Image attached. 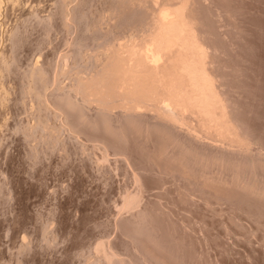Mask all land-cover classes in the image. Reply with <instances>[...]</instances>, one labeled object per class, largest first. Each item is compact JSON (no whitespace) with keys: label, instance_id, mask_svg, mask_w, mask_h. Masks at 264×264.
<instances>
[{"label":"rangeland","instance_id":"1","mask_svg":"<svg viewBox=\"0 0 264 264\" xmlns=\"http://www.w3.org/2000/svg\"><path fill=\"white\" fill-rule=\"evenodd\" d=\"M55 1L57 3V0L0 1V56H3L2 50L14 56L12 70H0V81L3 82L0 85L6 95L0 99V264H86L92 245L102 237H116L119 248L132 251L125 240L128 232L136 234L153 264H264V0H190L188 3L176 0L179 6L183 5L184 11L188 9L187 5L193 10L192 13L186 12L187 15L192 14V18L186 15L185 19L193 20L187 22H193L192 38L188 42L194 43H188L190 47L183 46L196 48L190 49L192 53H188V48L187 55L182 50L186 57L179 50L169 53L164 61L165 72L162 63L160 71L163 72L159 73L160 76L163 74L164 80L157 76L156 82L164 81L166 89L163 91L168 92L166 81L169 80L167 84H170L171 92L167 94L177 97L174 99L179 101V107L185 113L186 124L195 125L199 131L192 134L181 124L183 129L176 130L175 125L171 128V124L163 120L161 123L158 109V113L154 110L157 114H153L156 106L146 105V111L142 107L143 111L149 110L150 114L149 111L147 115L143 112L135 118L138 125L142 124L140 129L134 117V120L127 118L115 107L117 109L114 108L112 114L118 113L123 118L114 114L113 123H110L116 129L115 133L126 132L122 134L126 135L123 139L119 134L121 140L117 143L115 137L119 139V135L109 133H113V129H108V138L103 137L107 134V125L100 124L104 118L100 114L98 125L106 132L96 128L98 125L94 122L100 119L96 105L84 107L89 116L87 120L91 119L93 124L85 119L84 110L79 113L71 111L68 117H62L63 110L61 116H50L51 124L60 125L57 139H42L38 135L27 134L24 129V125L36 122L38 114L36 96L25 92L26 73L34 63L41 61L53 76V65L75 42L95 51L112 40L114 35L129 32L147 18L146 11L141 6L137 8V4L134 8V2L130 4L129 0H126V5L125 0H86L77 10L76 28L67 30L57 19L51 34H48L46 27L39 24L38 18H33L30 12L37 10L40 16H47L56 8ZM176 2L171 3L172 7ZM116 7L118 12L114 16L117 20L115 18L113 32L110 33L108 15ZM179 8L177 10L182 9ZM25 17L28 21L23 23ZM16 25L21 30L14 36ZM94 25L96 30L91 34L87 27ZM199 43L202 52L201 49L197 51ZM193 53L196 58H193ZM182 58L189 60L183 59L187 61L185 63ZM193 59H196L197 66L193 65ZM197 62L203 63L200 67L204 73L198 72ZM170 78L177 85L171 84ZM205 79L213 86H209ZM61 80L68 84L70 77L65 75ZM205 81L208 84L206 88H214L219 100L216 106L224 116L217 107L214 109L218 112L212 109L215 107H212L215 105L212 102L214 96L211 98L213 88L208 87L211 96L205 93ZM196 86H200L199 93ZM54 88L56 84L53 82L48 91ZM158 88L159 92L163 89ZM163 91L161 93L164 94ZM204 97L211 98L207 101L212 103V108L202 103ZM50 101L53 102L49 103L50 106L53 104L51 111L60 113L61 106L53 98ZM201 105L206 109V106L210 107L211 112ZM201 112H205L203 116L201 114L203 118L199 115ZM208 112L214 114L209 115ZM81 113L85 116L81 117ZM220 115L226 122L228 120L229 126L236 128L239 133L235 134L242 136H238L237 141L244 145L239 144L241 146L236 148V142L232 146L229 136H225L231 145L223 138L227 145L220 146L226 143L221 142L222 138L219 140L220 132L215 131L221 130L223 137V124L228 126ZM125 117L132 121H127L130 126ZM198 117L202 122L195 119ZM217 124H222L218 126L223 131L216 127ZM233 126L229 128L234 130ZM209 136L212 139L208 140ZM103 140L104 143L107 141L108 147L113 146L108 159H102ZM163 140L170 141L169 145L165 143L167 148L162 146ZM161 148L168 149L165 157L158 154L161 150L163 152ZM184 151L187 154L183 158ZM128 156L130 163L123 160ZM162 157L187 160H183L184 163L181 159H176L178 163L173 160L176 165L181 163L177 168L171 159L163 161ZM157 159L161 160L160 164ZM191 161L193 168L188 166L186 174L185 166ZM133 168L142 173L147 190L140 209L141 218L129 222L126 214L119 217L118 208L125 192L137 187ZM117 219L122 231L116 229Z\"/></svg>","mask_w":264,"mask_h":264},{"label":"bare ground","instance_id":"2","mask_svg":"<svg viewBox=\"0 0 264 264\" xmlns=\"http://www.w3.org/2000/svg\"><path fill=\"white\" fill-rule=\"evenodd\" d=\"M85 1L86 0H57V3L55 1L56 8L54 9V7H53L54 11L52 13L48 14L47 16H45V15L40 16V14L38 13L37 10H35V11L31 10L30 15L32 14V17L35 16L38 18V20L40 22V23L39 22L38 23L42 24L46 27V31L48 32V34H51L52 27L54 26V22L57 19H59V21H61L62 25L67 30H71L72 28L77 27L76 26L77 25L76 24V18H77L76 13H77L78 8ZM121 1H123V0H121ZM129 1H131L130 4H132V2H134V4H133L134 8L136 6L135 4H137V6H136L137 8L139 6H141V8H143L144 11H146L145 13L147 14V18H145L144 21L141 22L138 26L133 27V29H131L129 32L125 31L126 33H123V35H117V34L114 35L112 40L107 41L106 43L101 45V47L98 48V50H95V51L94 50L89 51L82 44L75 42L73 44V46L69 49V51L65 52L60 57V59L57 60V63L55 65H53V70H54L53 76L49 75V69L41 61H37L36 63H34L29 68V70L26 73L27 81L25 83V86H26L25 92L32 93L33 95L36 96V99L38 101V114L36 116L37 117L36 122L34 121L35 123L33 122V124L29 123L28 125L27 124L24 125L25 126L24 129H25L27 134L38 135L42 139H51V138L53 140L57 139L59 137L58 131L60 129V125L55 124V123L51 124L49 122L50 116L53 115L54 117H58L59 115L61 116L62 113L65 111L63 113L62 117L63 116L68 117L69 112L70 113H72V112L79 113L83 110L85 111V109H87L86 105H88V106L96 105V107L98 109L97 111H99V112H96V114L97 115L100 114V115L104 116V118L102 119L103 123H100L101 117H102V116L100 117V115H98V117H100V119H98L99 122H97V121L94 122V121H90L91 119L87 120V117L89 118L88 113L86 115L87 111L84 112L86 115L85 119L88 122H90V124L92 122H94V124L96 123V125H98L100 123L103 126V124L106 123V124H104V126L107 125L106 126L107 134L103 135V137L106 135L108 136L109 133L113 134V136H114L116 129L114 130L113 124L111 125V123H113V121L111 119H112V115L116 114V113L112 114L115 107L119 108L118 112L120 114L123 113V115L125 114L124 116H127V118L133 119V117H134V119H135V118H137L136 115L142 114L143 112L146 111L145 105L148 107H152V108L156 106L155 107L156 109L153 108V114L154 115L157 114L158 111H156V110L158 109L159 113L157 115H158V117H160L161 123H163L162 122V120H163L164 122L171 124V128H172V125L173 126L175 125V128L174 127L173 128L178 130V128L183 129L182 127L185 126L184 128H186L192 134L194 133V131H195V133L197 131H199L196 129L195 125H191V124L187 125L186 124V122L184 120L185 118H183V115L185 113L179 107V104H178L179 101L177 102L174 99L177 97L172 98L171 96H169L167 94V93L171 92V91H169V88L171 89L170 84L169 83H168L169 85L167 84V82L169 80L167 79V81H166V85L169 86V88L167 87L168 92L165 91L166 93L163 91L166 89V88L164 89V84H163L165 82L163 81V83H162L161 81H158V82L162 83L161 86H158V84L160 85L161 83L157 84V82H156L157 76L163 77L162 76L163 74L160 76L159 73L163 72V71L165 72V67H166L165 64L166 63H164V61L167 60V57H169V53H171L174 50L175 51L179 50L181 52L183 50L187 55L188 50L195 47V46H192L191 48H189L191 43H194V42L190 43V41H191L190 38H192V37H190L191 36L190 34H191V32H193V29H192L193 26L191 23H193L192 22L193 20L189 19V20H192L191 23H189L190 21L185 19L186 15H187L186 12L192 13L193 10H191V8L188 7L189 5H187L185 3L184 6L186 7V5H187V8L188 9L190 8L191 12L188 9H187V11H184L183 5L179 6V4H178L180 0L179 1L177 0L178 3L176 2V0H129ZM173 1L176 2L177 4L175 3V5L172 7L171 3H173ZM183 1L184 0H182V2ZM186 1L188 3V1H190V0H186ZM192 1H191V3H192ZM3 2H4V0H3ZM182 2L180 1V3H182ZM119 3H122V2H119ZM124 3L126 5V0L124 1ZM124 3H122V4H124ZM1 6H3V3ZM174 7L175 8H177V7L181 8L182 7V9H180V8L179 9L183 10L184 12L181 11L182 12V14H181V12H179L180 10H177L178 8L175 9ZM123 9H125V7H123ZM184 9H186V8H184ZM32 11L34 13H32ZM113 12H114V14H113ZM113 12L111 15H108V17L110 18L109 19L110 24H109L108 32H110V33H112L113 29H114L113 25H115L114 20L116 18V16H114V15H116V13L118 12L117 7H116V10H113ZM188 15L190 16V14H188ZM188 15H187V18L189 17ZM118 16H119V14H118ZM191 16H192V14H191ZM191 16H190V18H192ZM25 19H26V17H25ZM116 20H117V18H116ZM26 21H28V19L24 20L23 23H26ZM187 21H189V22H187ZM189 25L191 26L190 28L192 30L188 29ZM16 26H15L16 27L15 30H13L14 36H17L21 30V27H19L18 25H16ZM87 29H90V33L94 34L96 27H95V25L89 26V27H87ZM97 30H98V28H97ZM193 39H194V35H193ZM188 40H190V41L188 42ZM196 41L197 40L195 39V42ZM188 43H190V45ZM184 44L189 46V47H187V49L189 48L188 50L185 48L186 46L185 47L183 46ZM196 44H198V43H196ZM199 46H200V48L199 49L197 48L198 49L197 51H200V49L202 48L200 43H199L198 47ZM183 47H184V49H182ZM202 49L200 52H202ZM181 52H179V53H181ZM192 52L193 51L190 50V52H188V53H192ZM200 52H198L199 55H200ZM203 52H204V50H203ZM7 53H8L7 50H6V52L4 50H2L1 55H3V56H0L1 57L0 58V61H1L0 62L1 63L0 64V66H1L0 70L4 71V72L5 71L8 72V71L12 70L13 63H14V56L8 55ZM182 54H183V52H182ZM199 55L197 57H199ZM191 56H193V55L191 54ZM191 56L189 57V59L191 58ZM202 56L204 57V55H202ZM184 58H182V61H184V60L188 61L189 60V59H184ZM187 58H188V56H187ZM193 58H196L195 54H194ZM40 59H41V55H40ZM200 59L202 62L204 61L202 58H200ZM190 60H192V58ZM184 62L182 63V65L184 64ZM195 62H196V59L192 63H195ZM162 63H163V67L164 66L165 67H164L163 71H160V69L162 70V68H163ZM192 63H189V64H192ZM198 64H199L198 68H200V70L198 72L200 73L201 69H203L202 66L200 67V65L203 63H201V64L198 63ZM193 65L197 66L196 63ZM184 67L187 68L188 66H184ZM196 73L194 74V77L197 76ZM202 73H204V72H202ZM189 74H190V71H189ZM65 75H68L70 77V82L68 84L62 83L61 78ZM203 75L204 74H202V76H200V77H203ZM166 76H169V74ZM190 77H192V71H191ZM158 79L160 80L162 78H158ZM171 79L173 80V78H170V80ZM191 79H194V78H191ZM196 79H197V77H196ZM3 80H4V78H3ZM163 80H164V77H163ZM172 80L170 81V83L172 82ZM174 80H175V78H174ZM198 80L199 79H197V81ZM203 80L204 79H200V81L204 82ZM206 81H205L204 87L207 91L205 93L208 94V92H209L208 87L210 86V84L212 82L210 81L211 83H209V80H208L207 82H208L209 86L206 88V85H208V84H206L207 83ZM0 82H2V81H0ZM53 82L56 84V88H54L53 91L49 92L48 89ZM173 82L171 84H173ZM202 82H200V83H202ZM191 83L194 84L193 82H191ZM174 84L177 85V83H175V82H174ZM195 84H198V82L197 83L195 82ZM1 85H3V82L1 83ZM173 86H175V85H173ZM158 87H161V89L163 88L162 91L164 92V94L161 93L162 91L159 92L160 90H158V89H160V88H158ZM181 87H182V85H181ZM193 87H194V85H193ZM1 88H2V86H1ZM195 88H197L196 90L198 92V88H200V86L199 87L196 86ZM202 88H203V86L201 84L200 90H202ZM209 88L212 89L213 87H209ZM2 89L3 90L0 91V99H4L6 97V95L4 93L5 89L4 88H2ZM156 91H158L160 94L157 93ZM172 91H173V88H172ZM155 92L157 94H155ZM212 92H213L212 96L210 95V94H212L211 92L208 95H210L211 98L213 96L216 98V92H214V88H213ZM172 93H174V92H172ZM207 94L206 95L203 94V95L208 96ZM175 95H172V96H175ZM200 97L203 98V96H200ZM214 97L212 98V102H214L215 105H212V103L209 104L207 100L211 101L210 100L211 98L205 99V97H204L205 100L201 99L204 101V102L202 101V103H207V104H209L210 107H211V105H212V107L215 106L213 108L211 107L212 109H214L217 107L216 102L219 103L218 97L216 99ZM50 98L51 99L53 98V100L55 99L56 102L63 108V109H61V107H60V113H59V111L58 112H54L53 110L51 111L52 108L50 109V107H52L53 104H51V106H50L49 103L52 101V100L50 101ZM51 103H53V102H51ZM54 103H55V101H54ZM57 103H55V104H57ZM197 103H199V101H197ZM218 103H217V105H218ZM194 104H195V102H194ZM207 104H205V105H207ZM205 105H203L204 107H202V105H201V107L204 108V110L206 109ZM84 107H85V109H84ZM142 107L144 108L145 111H143ZM206 107H207L208 111H209V109H211L208 106H206ZM117 108H115V109H117ZM120 108H123V110H120ZM198 108H197V110H198ZM202 108L201 109L199 108V109L202 110ZM207 109H206V111H207ZM216 109L220 111L219 113L222 112L221 114H223V116H224V113L222 110H220V108L217 107ZM216 109H214V110H216ZM61 110H63V112ZM154 110L157 113H154L155 112ZM214 110H213V112H215ZM148 111L149 110H147V112ZM147 112H145L146 115H147ZM209 112H211V111H209ZM209 112H208V114L210 115L211 113H209ZM217 112H215V114ZM202 113H205V112H201L199 115L201 116ZM219 113L216 115H219ZM81 114H79L81 117L85 116V115H83V114L81 115ZM117 114H116V116H117ZM149 114H150V111H149ZM213 114H211V115H213ZM119 116H120V118L122 117V115H119ZM119 116H117V117H119ZM202 116H203V114H202ZM220 116L219 117L222 119L223 116L222 115H220ZM107 117H110V119H107ZM219 117H218V119H219ZM127 118L125 117L126 122L129 120V119L126 120ZM211 118H212V116H211ZM195 119L199 120L200 118L198 117ZM214 119H216V118H214ZM218 119H216V120L218 121ZM221 119L219 122H221ZM103 120H105L106 122H104ZM223 120H225V119H222V121ZM110 121H112V122L110 123ZM129 121H131V120H129ZM107 122H109V123L107 124ZM135 122H137L136 119H135ZM135 122L133 121V123H135ZM196 122H198V121H196ZM201 122H202V120H201ZM201 122H200V124H201ZM219 122H217V123H219ZM224 122H226V120ZM227 122H228V120H227ZM133 123H131V127H133L135 129V126H132ZM203 123H205V122H203ZM127 124L130 126L129 122H127ZM135 124L138 127L140 126V129H141L142 124L138 125V122ZM168 124H165V125L167 126ZM177 124L179 126H180V124H181V126L182 125L183 126L176 128V126H178ZM200 124H198V125L200 126ZM229 124H230L229 122H228V126L226 124L225 125L223 124L222 128L225 130L224 131L225 134L223 137H222L223 134H221V130H219L221 128L220 126H222V124L216 125V127L218 125H220V126H218L219 131H215V132L216 133L220 132L221 137L217 134L218 137H220L219 138L220 141H221V138L222 139L225 138V139H227V141L230 138L229 140L231 141L232 146H234V143L236 142L235 143L237 145L236 148H239V146L244 145V143L241 142V140L239 141L241 143H238L237 140H239V138H237V137L239 136L241 138L242 136H240L239 134L237 136L235 133H237L238 131H236V128L233 125L229 126ZM96 125L94 126V129H95ZM109 125H111L112 128H110ZM203 125H205V124H203ZM169 126H167V127H169ZM231 126L234 127V130H231V128H229ZM138 127H137V130H140ZM201 127H199V129ZM96 128L97 129L100 128L99 131H102V129H101V127H99V125ZM217 128H216V130H217ZM108 129L110 131L114 130L113 133L109 132ZM203 129H205V127H203ZM223 129H222V131H223ZM106 131H102V132L105 133ZM205 132L206 131H204V133ZM200 133H203V132H200ZM117 134L118 135L121 134L122 139L126 136V135H122V134H126V132L120 133V131H118ZM196 135H198V134H196ZM113 136H112V141L115 140ZM225 136L226 137L229 136V138H226ZM118 137H119V139L117 137H115L116 143L118 142L117 140H121L120 135ZM205 137L206 136H204L203 138H205ZM197 138H199V137H197ZM103 139H105V138H103ZM209 139H212V137L210 138V136H209L208 140ZM216 139L217 138H215V140ZM225 139H223L221 142L224 141L223 143H226L227 141ZM106 140L108 141V139H106ZM110 140H111V137H110ZM107 141H105V143ZM163 141H164L163 142L164 144L162 146L164 148L165 147L167 148L168 145L170 144L169 143L170 141L169 140H168L169 142L167 140L166 141L163 140ZM213 141H214V139H213ZM217 141L218 140H216L215 142L217 143ZM230 141H228L229 144H230ZM109 142L110 141H108V143ZM166 142H167V144L168 143L169 144L168 145L165 144ZM171 142H174V141H171ZM210 142H211V140H210ZM215 142H213V144ZM103 143H104V140L102 141V144ZM105 143H104V145L101 144V148H102V152H103L102 159H108V157L110 156L109 155L110 151H111L110 149L113 147L111 144H109V145H111V148H110V147H108V144L107 143L105 144ZM239 144H241V145H239ZM165 145H167V146H165ZM226 145H227V143L220 145V146H226ZM230 145H229V148L231 147ZM164 148H161V149H164ZM232 149H235V147H233ZM167 150L164 149L163 152L161 150V151H159L161 153H158V154H161V156L164 155L163 157H165V151H167ZM116 153H118V152H116ZM167 153H168V151H167ZM120 154H122L124 156H125V154L127 155V153H125V152H124V154H123V152H120ZM186 154H187V152H185V154L183 155V158H184V156H186ZM161 156L160 157L157 156V157L161 159ZM163 157H162V160L168 159L167 158L168 155L166 158H163ZM179 157H176V159L177 160L181 159L182 161L184 160V159H182V157L181 158H179ZM173 158L172 159L170 158L172 161L170 159H168V160L171 161V163H172L174 160ZM123 160H126L128 163H130L129 156H128V158L123 159ZM157 160L159 161V164H160L161 160H159V159H157ZM175 160H174V163H178V161L176 160V162H175ZM186 160H184V161H186ZM184 161H183V163H184ZM188 161H189V159H188ZM174 163H172V165ZM190 164H192V161H191V163L189 162V165H186V166L184 165L185 168L187 169V167L190 166ZM174 165L177 166V168H180L181 163H180V165L178 164L179 167L176 164H174ZM184 166H183V168H184ZM191 168H193V167H191ZM191 168H190V170H191ZM165 169L166 168H164L163 171H165ZM182 169H179V170L182 171ZM161 171H162V169H161ZM171 171L169 173L173 174V172H171ZM188 171H189V169L186 170V174ZM165 173L166 172H164V175H165ZM175 174L176 173H174V175ZM167 176H169V175H167ZM133 177H134V181H135L137 187L134 190H131V191L128 190L125 192L124 196L122 197V203L120 204V206L118 208L119 217L126 214L129 222H136L141 218L142 210L140 211V209L143 206L144 199L146 196V190H147L146 186H145V182H144L143 177H142V173L136 168H133ZM209 181H210V179H209ZM212 181L213 180H211V182ZM115 226H116L117 230L122 231V228L120 226V221H118V219L116 221ZM125 234H126L125 240L129 245H131L132 251L122 250L121 248H119L117 246V238L116 237H102V238H99L92 245V248L90 249V252L86 257V264H153L152 261H150L148 252L140 246V243L136 237V234L133 235L131 232H128Z\"/></svg>","mask_w":264,"mask_h":264}]
</instances>
